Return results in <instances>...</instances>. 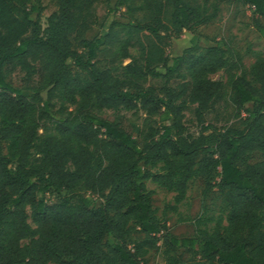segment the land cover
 Wrapping results in <instances>:
<instances>
[{
  "label": "trees",
  "instance_id": "trees-1",
  "mask_svg": "<svg viewBox=\"0 0 264 264\" xmlns=\"http://www.w3.org/2000/svg\"><path fill=\"white\" fill-rule=\"evenodd\" d=\"M48 1L42 23L43 0H0V264H145L159 246L161 264H264V57L246 69L222 39L166 53L224 5L264 38V0ZM220 106L227 121L204 124ZM195 179L178 237L147 182L177 212Z\"/></svg>",
  "mask_w": 264,
  "mask_h": 264
},
{
  "label": "rangeland",
  "instance_id": "rangeland-1",
  "mask_svg": "<svg viewBox=\"0 0 264 264\" xmlns=\"http://www.w3.org/2000/svg\"><path fill=\"white\" fill-rule=\"evenodd\" d=\"M113 4L115 0H109ZM45 10L41 15V22H45L46 16L54 9V6L48 1L43 0ZM107 11L106 4H102L98 8V13L104 14ZM35 16V14H34ZM112 15H109L101 29L92 28L86 32L87 38L95 35L103 34L110 21ZM264 24V21H262ZM222 39L234 46L242 56L243 65L246 69L255 61L256 56L264 57V38H261L252 24L251 10L247 6L241 5H224L221 13L213 23L201 25L193 30L184 31L178 39H173L166 53L169 56L180 54L185 48L192 45L204 47L213 43L215 40ZM127 62V60H125ZM223 73L219 71L213 74L212 78H219ZM15 84L18 85L16 77ZM193 107V106H192ZM230 117V113L223 106L209 113L204 124L214 123L223 124ZM231 126H240L238 119L228 120ZM185 125L189 132L196 133L200 129V124L195 120L192 110L186 112ZM261 159L259 152L251 153L247 161L255 162ZM147 187L153 191L151 202L158 210L159 214L164 213L170 231L178 236H191L194 233V225L192 219L201 211L202 206V188L201 179H195L189 184L186 199L180 204L177 212L166 209L167 204H172L173 193L156 184L148 181ZM210 199L207 204H210ZM163 261L162 247L154 248L145 257V264H161Z\"/></svg>",
  "mask_w": 264,
  "mask_h": 264
}]
</instances>
